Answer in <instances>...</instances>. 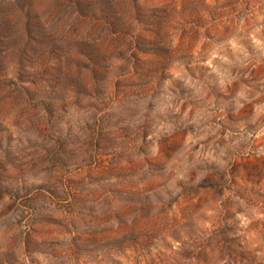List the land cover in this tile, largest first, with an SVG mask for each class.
<instances>
[{
  "label": "rangeland",
  "instance_id": "374dc122",
  "mask_svg": "<svg viewBox=\"0 0 264 264\" xmlns=\"http://www.w3.org/2000/svg\"><path fill=\"white\" fill-rule=\"evenodd\" d=\"M0 264H264V0H0Z\"/></svg>",
  "mask_w": 264,
  "mask_h": 264
}]
</instances>
